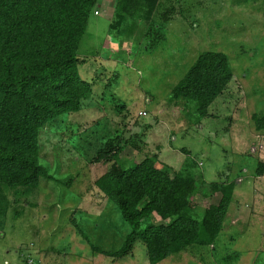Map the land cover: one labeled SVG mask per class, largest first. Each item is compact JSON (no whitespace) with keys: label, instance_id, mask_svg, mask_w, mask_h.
<instances>
[{"label":"rangeland","instance_id":"rangeland-1","mask_svg":"<svg viewBox=\"0 0 264 264\" xmlns=\"http://www.w3.org/2000/svg\"><path fill=\"white\" fill-rule=\"evenodd\" d=\"M114 2L94 0L77 46L90 98L37 133L48 178L35 188L0 185V264L28 257L35 264H148L138 240L120 258L95 251L115 252L129 229L94 186L111 161L93 160L108 150L125 168L154 157L169 176L190 172L233 185L214 243L157 264H264V169L256 175L264 130L251 122L264 110V0H159L150 21L124 23L118 33L108 30ZM206 51L225 55L231 79L198 119L193 104L168 97ZM219 196L193 194V212L201 215ZM151 222L160 220L152 215Z\"/></svg>","mask_w":264,"mask_h":264},{"label":"trees","instance_id":"trees-1","mask_svg":"<svg viewBox=\"0 0 264 264\" xmlns=\"http://www.w3.org/2000/svg\"><path fill=\"white\" fill-rule=\"evenodd\" d=\"M158 1L115 0L108 30L118 33L124 23L150 21ZM93 7L94 0H0V185L35 188L40 178H48L38 161L39 129L78 112L90 98L91 84L79 78L75 54ZM161 17L165 22L166 15ZM230 79L225 55L202 52L171 88L168 101L191 103L196 118H204ZM251 122L255 131L264 130V110ZM128 145L138 150L132 141ZM108 151L93 160L111 161L94 186L129 229L115 252L94 248L97 253L120 258L138 240L148 264H157L188 246L214 243L231 201V183H206L190 172L169 176L155 168L154 157L125 168ZM263 169L258 167L256 175ZM195 193L220 196L198 216L191 206ZM152 215L159 224L151 222Z\"/></svg>","mask_w":264,"mask_h":264},{"label":"built area","instance_id":"built-area-1","mask_svg":"<svg viewBox=\"0 0 264 264\" xmlns=\"http://www.w3.org/2000/svg\"><path fill=\"white\" fill-rule=\"evenodd\" d=\"M141 116H145V113L144 112H140L139 113ZM26 264H35L34 263V261H33V259H31V258H27V260H26Z\"/></svg>","mask_w":264,"mask_h":264}]
</instances>
